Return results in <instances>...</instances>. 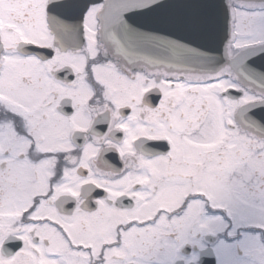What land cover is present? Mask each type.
<instances>
[{"label": "snow or ice", "instance_id": "1", "mask_svg": "<svg viewBox=\"0 0 264 264\" xmlns=\"http://www.w3.org/2000/svg\"><path fill=\"white\" fill-rule=\"evenodd\" d=\"M0 264H264V0H0Z\"/></svg>", "mask_w": 264, "mask_h": 264}]
</instances>
